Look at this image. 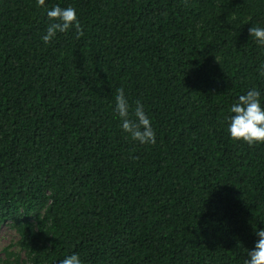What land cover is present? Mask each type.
Instances as JSON below:
<instances>
[{"label":"trees","instance_id":"trees-1","mask_svg":"<svg viewBox=\"0 0 264 264\" xmlns=\"http://www.w3.org/2000/svg\"><path fill=\"white\" fill-rule=\"evenodd\" d=\"M55 5L83 36L44 43ZM252 26L264 0H0V229L18 234L0 264H244L264 143L228 125L248 90L264 107ZM121 87L155 144L122 130Z\"/></svg>","mask_w":264,"mask_h":264},{"label":"clouds","instance_id":"clouds-1","mask_svg":"<svg viewBox=\"0 0 264 264\" xmlns=\"http://www.w3.org/2000/svg\"><path fill=\"white\" fill-rule=\"evenodd\" d=\"M37 5L44 6L45 0H37ZM47 16L52 23L48 25L46 34L42 37L45 44L50 43L57 33L67 32L73 27L77 39L84 35L74 7L55 5L47 11ZM249 33L258 44L264 45V27L252 26L249 28ZM260 74L264 76V66ZM260 97L261 92L252 88L245 94L239 95L237 101L231 105L229 111L232 115L229 117L228 131L233 140H242L249 145L264 143V107L261 105ZM115 101V111L121 118L122 130L141 144H155L156 133L144 110V105L137 100L134 112H130L131 105L123 87L117 89ZM256 235L259 239L254 248L248 250V258L244 264H264V228L259 229ZM59 264H82V261L78 254L73 253L62 259Z\"/></svg>","mask_w":264,"mask_h":264},{"label":"rangeland","instance_id":"rangeland-1","mask_svg":"<svg viewBox=\"0 0 264 264\" xmlns=\"http://www.w3.org/2000/svg\"><path fill=\"white\" fill-rule=\"evenodd\" d=\"M17 238H18L17 232L8 225H4L0 229V259L4 258L5 256L4 249L7 246L13 244L15 240H17Z\"/></svg>","mask_w":264,"mask_h":264}]
</instances>
